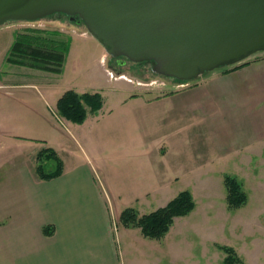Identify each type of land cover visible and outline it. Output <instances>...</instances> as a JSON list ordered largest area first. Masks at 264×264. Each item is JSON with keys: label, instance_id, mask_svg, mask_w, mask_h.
Returning a JSON list of instances; mask_svg holds the SVG:
<instances>
[{"label": "rangeland", "instance_id": "1", "mask_svg": "<svg viewBox=\"0 0 264 264\" xmlns=\"http://www.w3.org/2000/svg\"><path fill=\"white\" fill-rule=\"evenodd\" d=\"M8 25L14 26L16 33L5 58L7 65L59 75L69 68L59 84V94L75 91L71 86H87L88 91L77 92L100 93L103 98L106 112L90 120L82 133L92 134L102 145L92 149L87 144L89 154L97 156L96 148L106 151L99 157L106 170L97 176L105 180L113 198L115 238L122 248L116 264H226L228 254L223 247L232 248L242 264H264L263 101L256 103L255 95L247 91L243 98L247 107H242L236 93L224 97L218 91L221 81L214 82L210 83L213 89L208 104L175 120L169 113L173 111L169 101L150 102L140 96L149 93L158 99L191 90L207 83L215 72L231 73L263 60L264 52L199 79L178 81L155 74L151 63L112 57L83 22H72L63 14ZM17 41L63 50L61 72L35 66L26 57L29 51L16 53L13 47ZM70 58L77 62L75 67L74 63L68 66ZM260 81L264 85V75ZM259 97L264 98V93ZM42 164L46 172H52L57 163L51 160ZM37 167L38 157L34 174ZM228 177L236 179L246 195L238 208L228 203ZM182 192L190 193L194 208L185 216L175 217L162 239L146 237L139 227L122 224L125 209L148 215L166 207Z\"/></svg>", "mask_w": 264, "mask_h": 264}, {"label": "crops", "instance_id": "2", "mask_svg": "<svg viewBox=\"0 0 264 264\" xmlns=\"http://www.w3.org/2000/svg\"><path fill=\"white\" fill-rule=\"evenodd\" d=\"M13 27H0V159L4 161L0 163V264H116L122 248L115 238L113 198L105 180L97 176L106 170L99 158L106 151L96 148L97 156L89 154L85 146L98 145L96 137L82 133L90 120L106 112L105 104L82 125L57 117L59 84L69 68L59 75L7 65L16 33ZM260 60L231 73L215 72L204 85L171 97L140 96L150 102L169 101L175 120L208 104L214 82L221 81L218 91L224 97L236 93L242 107H247L243 100L247 91H252L256 103L264 102L259 97L264 93L260 81L264 59ZM68 62V66L74 63L71 58ZM71 88L79 93L89 90ZM47 148L64 162L63 174L52 180H42L33 171L38 154ZM47 226L54 227L52 236L45 234Z\"/></svg>", "mask_w": 264, "mask_h": 264}, {"label": "water", "instance_id": "3", "mask_svg": "<svg viewBox=\"0 0 264 264\" xmlns=\"http://www.w3.org/2000/svg\"><path fill=\"white\" fill-rule=\"evenodd\" d=\"M63 14L114 58L178 81L264 52V0H0V27Z\"/></svg>", "mask_w": 264, "mask_h": 264}, {"label": "trees", "instance_id": "4", "mask_svg": "<svg viewBox=\"0 0 264 264\" xmlns=\"http://www.w3.org/2000/svg\"><path fill=\"white\" fill-rule=\"evenodd\" d=\"M33 47V48H32ZM16 53L29 51L26 57L30 58L35 66H41L51 72H61L64 60V51L50 50L43 47H34L30 43L17 41L13 47ZM104 104L100 93L79 94L74 90H68L63 94L57 103V112L68 121L82 125L87 120L89 114H97ZM56 161V168L52 172H46L43 161ZM64 171V162L59 158L57 152L47 148L38 155V167L36 175L42 180H52L60 177ZM229 189L228 203L232 208L242 206L246 201V195L241 189V185L234 178H227ZM194 208L189 192H182L166 207L160 208L148 215L140 216L136 209L127 208L121 214V222L124 226L139 227L144 236L152 239H162L170 230L174 218L185 216ZM46 235L54 233L53 226L44 229ZM228 254L226 264H242L232 248L223 247Z\"/></svg>", "mask_w": 264, "mask_h": 264}, {"label": "flooded vegetation", "instance_id": "5", "mask_svg": "<svg viewBox=\"0 0 264 264\" xmlns=\"http://www.w3.org/2000/svg\"><path fill=\"white\" fill-rule=\"evenodd\" d=\"M76 22H79V21H76Z\"/></svg>", "mask_w": 264, "mask_h": 264}]
</instances>
